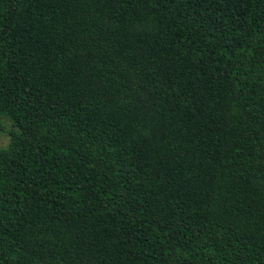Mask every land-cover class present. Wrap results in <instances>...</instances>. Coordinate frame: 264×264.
I'll return each instance as SVG.
<instances>
[{
    "label": "trees",
    "instance_id": "obj_1",
    "mask_svg": "<svg viewBox=\"0 0 264 264\" xmlns=\"http://www.w3.org/2000/svg\"><path fill=\"white\" fill-rule=\"evenodd\" d=\"M0 264H264V0H0Z\"/></svg>",
    "mask_w": 264,
    "mask_h": 264
},
{
    "label": "rangeland",
    "instance_id": "obj_2",
    "mask_svg": "<svg viewBox=\"0 0 264 264\" xmlns=\"http://www.w3.org/2000/svg\"><path fill=\"white\" fill-rule=\"evenodd\" d=\"M9 141V136L7 133H4L1 137H0V145L4 146L8 143Z\"/></svg>",
    "mask_w": 264,
    "mask_h": 264
}]
</instances>
